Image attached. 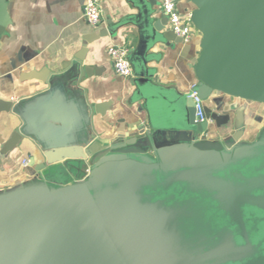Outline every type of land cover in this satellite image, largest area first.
<instances>
[{
  "label": "water",
  "instance_id": "water-1",
  "mask_svg": "<svg viewBox=\"0 0 264 264\" xmlns=\"http://www.w3.org/2000/svg\"><path fill=\"white\" fill-rule=\"evenodd\" d=\"M189 1L201 34L191 90L208 120L197 121L190 92L154 82L149 51L168 17L133 0L138 13L113 31L139 30L129 60L148 122L119 141L100 137L77 70L16 102L17 136L44 162L0 188V264H264V125L251 140L242 120L229 139L207 136L213 98L264 105V0ZM9 2L0 0V39L13 24ZM81 160L87 173L70 179L65 162Z\"/></svg>",
  "mask_w": 264,
  "mask_h": 264
},
{
  "label": "crops",
  "instance_id": "crops-1",
  "mask_svg": "<svg viewBox=\"0 0 264 264\" xmlns=\"http://www.w3.org/2000/svg\"><path fill=\"white\" fill-rule=\"evenodd\" d=\"M146 1L155 20L165 16L161 0ZM177 1L181 12L193 11L189 0ZM102 9V22L91 25L84 17V0H10L13 24L0 39V188L31 178L44 162L33 142L17 136L21 121L13 108L16 102L43 91L50 74L83 71L85 76L77 85L82 97L95 107L93 127L100 137L119 141L148 122L143 102L133 98L134 75H117L108 54L115 44L129 52L137 46L139 30L135 25L113 31L121 20L135 16L137 9L133 0H103ZM200 42L198 32L185 42L170 30L169 23L156 32L148 64L154 82L181 94L190 92L196 83L192 65L198 60ZM208 118V138H231L242 120V139L251 140L264 125V105L215 97ZM74 162L78 161L65 162L70 179L82 178L84 175L71 167Z\"/></svg>",
  "mask_w": 264,
  "mask_h": 264
},
{
  "label": "built area",
  "instance_id": "built-area-1",
  "mask_svg": "<svg viewBox=\"0 0 264 264\" xmlns=\"http://www.w3.org/2000/svg\"><path fill=\"white\" fill-rule=\"evenodd\" d=\"M102 2L103 0H84V17L91 25L102 22ZM161 7L168 17L170 30L185 42L191 41L193 35L198 32L191 22V12H181L177 0H161ZM108 54L117 75L123 78H131L134 75L128 48L115 44L109 47ZM190 96L195 103L197 121L200 123L207 121L204 101L196 91L190 90ZM24 164L29 165V161L26 160Z\"/></svg>",
  "mask_w": 264,
  "mask_h": 264
},
{
  "label": "rangeland",
  "instance_id": "rangeland-1",
  "mask_svg": "<svg viewBox=\"0 0 264 264\" xmlns=\"http://www.w3.org/2000/svg\"><path fill=\"white\" fill-rule=\"evenodd\" d=\"M206 106H208V105H206ZM262 123H264V120H262ZM70 165H71V167H73L74 170L80 171L83 175H85L87 173L88 165L86 162L78 161V162H74V164H70Z\"/></svg>",
  "mask_w": 264,
  "mask_h": 264
}]
</instances>
